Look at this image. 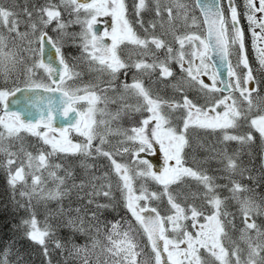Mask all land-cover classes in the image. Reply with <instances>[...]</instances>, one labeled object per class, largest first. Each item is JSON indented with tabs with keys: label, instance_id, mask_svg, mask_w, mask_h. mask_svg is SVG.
<instances>
[{
	"label": "snow or ice",
	"instance_id": "obj_1",
	"mask_svg": "<svg viewBox=\"0 0 264 264\" xmlns=\"http://www.w3.org/2000/svg\"><path fill=\"white\" fill-rule=\"evenodd\" d=\"M102 16L112 23L101 35ZM46 45L60 67L44 61ZM66 46L79 55L66 56ZM0 81L3 210L28 213L18 223L0 213V264H31L21 241L38 246L46 264L50 241L65 264H264V0L242 8L236 0H0ZM39 90L50 94L37 97L43 103L25 97L38 119L8 110L10 97ZM199 131L238 147H205ZM194 140L209 155L188 166ZM211 160L223 176L202 167ZM62 229L68 235L58 238Z\"/></svg>",
	"mask_w": 264,
	"mask_h": 264
},
{
	"label": "rangeland",
	"instance_id": "obj_2",
	"mask_svg": "<svg viewBox=\"0 0 264 264\" xmlns=\"http://www.w3.org/2000/svg\"><path fill=\"white\" fill-rule=\"evenodd\" d=\"M18 2L22 4L23 0H18ZM44 2H45V0H32V3H34L36 5L43 4ZM127 2L129 3V5H131L132 0H127ZM225 3H226V0H225ZM236 5L238 6V8H242L243 0H236ZM107 18L109 20V23H108L107 27L105 26V29L107 31H111V23H112L111 17H107ZM132 18L133 17H130V19H132ZM144 19L146 21L147 20H151V19H153V15L151 13H145L144 14ZM97 23H98V21H97ZM242 24H245V27H246V22L242 21ZM135 27H136L137 31L139 32V34L143 35V32L139 28V26H135ZM75 30L78 31V28H76ZM51 34H53V33L50 32V35ZM155 34L156 35H160L159 28L157 29ZM166 39L167 40H171V36L166 37ZM246 47L248 49L250 63L252 64L253 68H258V65L255 62V53L252 50L250 33H247V36H246ZM64 53H65L66 56L71 55L72 57H76V56L79 55V52H78V50L75 47L69 48V47L66 46L64 48ZM161 58H163V57L161 56ZM173 67H175V65H173ZM256 74H257V76L259 78V74L258 73H256ZM37 78H39V79H43L44 78V73H43L42 70H40L37 73ZM155 78H156V76L154 74L152 79L155 80ZM87 79L88 78L86 77L85 78V82H87ZM204 79H205L206 82L210 83V81L208 80L207 77H205ZM0 82H2V81H0ZM146 84H147V82H146ZM157 86H158L157 84L154 86L155 90H156ZM158 91L160 92V95L163 96L164 92L161 90V86H160V89ZM165 91H166V93L169 92V94H167V95H172L170 93V92H172V90L170 88H166L165 87ZM167 95H165V93H164V97L165 96L167 97ZM189 95L190 96H195V94H193L191 92L189 93ZM0 108H1V105H0ZM0 115H3V114L0 113ZM123 126L124 127H128L129 126V123H128L127 120L123 121ZM195 136H196V139H199V141L202 142L205 145V147L215 146L217 150H220V149H223V148L226 147L227 150L229 151V153H231L233 150H235L238 147V145L235 142H228L227 144L221 143V134H219V133H207V132L199 131V132H197L195 134ZM110 140H111L112 144L116 143V138L115 137H111ZM27 143L30 144V145H33V146H37L38 145V142L36 141L35 138H30L27 141ZM257 143H258V140H257ZM193 145H194V149L195 150H193V149L187 150L188 151V156H187L186 159H187L188 166H194L192 164V157H195V159L197 161H201V160H204V158L209 155V153L207 151H205L204 149L195 148V140L193 141ZM29 150L35 151V147L30 148ZM257 150H258V148H257ZM253 151H256L255 147L253 148ZM4 159H5V157L2 154H0V160L4 161ZM117 159H120V158L117 157ZM151 159L153 160V162H154L156 167H158V168L162 167V165H163V156H162V154L157 153L155 156L151 157ZM245 161L246 160H244V162ZM246 163H247V161H246ZM202 167H204V168H206L208 170L209 175H212V176H223L224 175V173L222 171H218L219 169H221L222 165L220 163H218L216 160H211L207 164L202 165ZM217 183H226V180L221 179V180H218ZM190 184H191V189L193 191H195L196 190L195 183L194 182H190ZM153 189H155L154 186H153ZM165 207H166V205H161V208H165ZM162 214H163V212H162Z\"/></svg>",
	"mask_w": 264,
	"mask_h": 264
},
{
	"label": "trees",
	"instance_id": "obj_3",
	"mask_svg": "<svg viewBox=\"0 0 264 264\" xmlns=\"http://www.w3.org/2000/svg\"><path fill=\"white\" fill-rule=\"evenodd\" d=\"M172 94V92H170ZM193 94H195L194 92H191ZM169 94V92L166 93L165 91V95ZM172 95H167V97H170ZM166 97V96H165ZM166 97V98H167ZM256 151L257 148L255 147ZM249 157L247 156V154H244L243 156H241V160H246L248 162ZM245 161V163H246ZM0 162H3L2 160H0ZM257 162H258V158H257ZM71 163H73L74 166H76V172L78 175V180L79 178L82 177L83 172L81 169H79L78 165V160H72ZM95 163L98 165V167L100 165H103V169L104 171H108L109 169L107 168V162L103 159H100L98 161H95ZM46 176V174H45ZM29 183H31L30 179H29ZM49 186H51V184H49ZM7 174L5 172V170L3 168H0V213L3 214L4 217H12L14 216V223H18L20 221L21 218H26L28 213L24 210V209H20L18 212L13 213L11 207L9 206L7 212H4L3 210V204L6 202V196H7ZM155 190V189H153ZM117 196H119V194L117 193ZM50 208H54L55 204L54 203H50L49 204ZM36 212H37V216L38 218L43 221L45 214H46V209L44 208L43 205H39L36 208ZM124 213L121 212L120 215H123ZM105 215L107 216L108 219H119V216H117L115 213H105ZM68 233L67 230H60L57 232L56 236L58 238H64L67 237ZM77 243H83V240L81 238H77L76 240ZM21 245L23 246V249L28 250L31 255L29 257L31 264H46L45 262V258L43 256L40 255V249L38 246H31L30 243L28 242H24L21 241ZM49 249L51 252V264H65V254H62L59 250L55 249V245L52 241L49 242ZM69 264H81L80 261H69Z\"/></svg>",
	"mask_w": 264,
	"mask_h": 264
},
{
	"label": "water",
	"instance_id": "obj_4",
	"mask_svg": "<svg viewBox=\"0 0 264 264\" xmlns=\"http://www.w3.org/2000/svg\"><path fill=\"white\" fill-rule=\"evenodd\" d=\"M227 2V0H226ZM44 61L46 63H51L53 65V67H60L59 66V62L56 59L55 56V49L51 46V45H46L45 49H44ZM219 58H217V62H218ZM221 71L223 72V69H221ZM223 76L225 79H227V74L226 72H223ZM48 95H50L49 93L44 92L43 90H39L35 93L32 92H22V93H17L15 98L10 97L9 98V106H8V110L9 111H16V112H21L23 114V116L26 119H38V111L39 109L36 107H32L31 110H26V105L28 103V100L25 99V97H28L30 100H32L33 102H37V103H43L41 101L37 100V97L39 96H44L47 97ZM57 96L59 95L58 93L56 94ZM13 99L15 100H19L20 103H15L12 102ZM3 106L1 105L0 108V113L3 114ZM55 126L56 127H60L63 126L61 120L57 119L55 121Z\"/></svg>",
	"mask_w": 264,
	"mask_h": 264
},
{
	"label": "flooded vegetation",
	"instance_id": "obj_5",
	"mask_svg": "<svg viewBox=\"0 0 264 264\" xmlns=\"http://www.w3.org/2000/svg\"><path fill=\"white\" fill-rule=\"evenodd\" d=\"M98 23L96 24V29L99 31V34H103V32L106 30L105 29V26L107 27L108 26V23H109V20L106 16H102V17H98L97 19ZM106 42H109L110 43V40H106ZM145 81L147 82L148 84V78L147 77H144ZM145 82V83H146ZM158 86L156 87V90L158 91L160 89V86H161V90L165 93V87L163 84H157ZM164 93H163V96H164Z\"/></svg>",
	"mask_w": 264,
	"mask_h": 264
}]
</instances>
